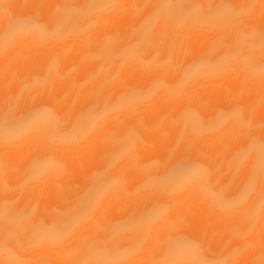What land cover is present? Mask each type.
<instances>
[{
    "label": "bare ground",
    "instance_id": "6f19581e",
    "mask_svg": "<svg viewBox=\"0 0 264 264\" xmlns=\"http://www.w3.org/2000/svg\"><path fill=\"white\" fill-rule=\"evenodd\" d=\"M0 264H264V0H0Z\"/></svg>",
    "mask_w": 264,
    "mask_h": 264
}]
</instances>
